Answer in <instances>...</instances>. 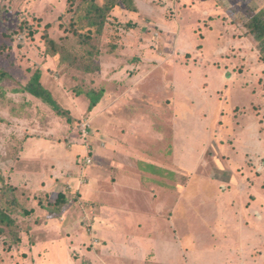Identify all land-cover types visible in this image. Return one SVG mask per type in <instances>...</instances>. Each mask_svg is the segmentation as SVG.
Returning <instances> with one entry per match:
<instances>
[{
    "label": "rangeland",
    "instance_id": "obj_1",
    "mask_svg": "<svg viewBox=\"0 0 264 264\" xmlns=\"http://www.w3.org/2000/svg\"><path fill=\"white\" fill-rule=\"evenodd\" d=\"M11 1L0 15V69L10 74L4 87L20 101L17 88L35 71L44 72L54 81L46 80L53 98L68 113L57 115L48 104L43 112L39 105L33 127L10 117L0 123V137L8 124L45 134L49 160L58 155L65 162L63 180L50 187L58 195L66 186L77 230L90 235L97 229L100 206L121 208L112 253L97 260L92 254L98 245L86 239L83 264H264V62L248 36L227 46L245 31L243 18L264 9V0H216L219 6L211 0H136L137 10L126 15L119 1L114 9L124 13L111 21L113 34L94 33L91 44L68 30L69 14L55 21L67 0ZM3 26H13L9 36ZM219 33L233 41L227 48L216 41ZM46 36L60 42V65ZM244 73L241 84H252L251 93L229 80ZM91 89L103 95L88 111ZM88 144L95 152L91 163L84 162ZM20 162H0V172L17 182L8 169L29 167ZM59 166L45 161L57 175ZM260 203L259 212L251 211ZM130 213L139 219L126 224ZM124 234L132 242L117 236ZM9 243L0 238V264H72L66 258L75 252L72 246L61 255L48 252L44 237L37 249L14 259Z\"/></svg>",
    "mask_w": 264,
    "mask_h": 264
},
{
    "label": "trees",
    "instance_id": "obj_2",
    "mask_svg": "<svg viewBox=\"0 0 264 264\" xmlns=\"http://www.w3.org/2000/svg\"><path fill=\"white\" fill-rule=\"evenodd\" d=\"M23 1L24 0L20 1L18 4L21 5ZM119 1H121L127 9H124L125 15L128 12H134L137 10L136 0H105L102 2L99 0H67L65 12L60 14L55 21L60 22V19L64 18L65 14H69L68 22L70 25L68 26V30H71L73 34L76 33L82 44H91L92 35L94 33L102 35V37L107 33L113 34L114 29L111 21L115 20L117 15H122L124 13V11L121 13V9H118V7L114 9ZM11 2V0L8 2H5L4 0L0 1V15L9 11L8 7ZM236 16H238V14H236ZM126 18L129 20L128 22L134 21L131 20V17L125 16L124 19ZM124 19L120 21L124 22ZM241 23L245 28L244 34L254 40L259 52V57L264 61V9L251 11V15L244 17ZM46 25L48 24L45 23L44 26ZM29 26L32 27L31 25ZM11 27L6 26L4 28L3 26L4 29L7 28L5 32L2 33L3 36H9L7 34L10 33L9 30ZM83 30H85L86 33L82 32ZM82 33L84 34L81 35ZM106 40L110 41V38ZM117 40L118 39L110 42L111 52L118 47L116 46ZM46 43H49L53 47L54 54L60 55L61 59L59 65L64 62V56H62L59 50L60 42L46 36L45 44ZM11 49L12 48L9 45V47L5 48L3 53L5 51L6 53H9ZM75 67L80 68L85 72H91L90 66L87 65H76ZM42 74L43 79L41 76ZM7 79H10V74L0 69V94H3L5 90L3 82ZM47 79L49 78H47L46 75L44 76V73H41V71H35L34 74L28 78L27 83L17 89L31 94L35 98L40 99L44 104H48L57 115H67L68 111L63 109L53 98L52 85H48L51 81H54L49 79V83L46 84ZM76 94L81 95L82 93L77 91ZM86 94L90 100L88 105V111H90L98 103L103 95V91L100 92L91 89L88 90ZM255 113V116H259L260 119H262L263 114L261 111ZM231 121H233L235 125L236 123L238 125L239 121L236 118H233ZM4 146L8 157L12 156L15 158L16 156L13 155L12 151L14 148H17V145H10L9 139H7V144ZM6 156L7 155L2 156V158L6 159ZM0 187V238L4 237V239L8 238L10 240L9 245L12 246L11 254H14L13 257L16 259L19 256V252L26 254L25 250L33 249V246H36L41 242L44 237L46 238L43 222H45V219L47 218L60 217L66 206H69L70 199L67 196L68 192H66V190L64 191V189L63 191L57 192L58 195L50 192L36 193L32 196L25 195L22 191H19L18 187L3 173H0Z\"/></svg>",
    "mask_w": 264,
    "mask_h": 264
},
{
    "label": "crops",
    "instance_id": "obj_3",
    "mask_svg": "<svg viewBox=\"0 0 264 264\" xmlns=\"http://www.w3.org/2000/svg\"><path fill=\"white\" fill-rule=\"evenodd\" d=\"M215 2L216 0H211V2ZM235 3H240L246 0H233ZM256 1V0H254ZM222 2V1H221ZM216 3V2H215ZM218 5V3H216ZM223 5V4H222ZM219 6V5H218ZM224 6V5H223ZM207 13V17L211 16L213 17V14H211V11H204ZM228 21H231L228 20ZM234 22V21H233ZM231 23L233 25L234 23ZM244 28V27H243ZM245 30V28H244ZM245 31L242 34V36H235L233 41L235 43H231L227 45L228 47L232 48L235 45H240L244 41V37H247L245 34ZM234 36V35H233ZM216 41L219 42L223 47L226 46L227 43L233 42L229 41V39L226 38V36L222 33H219L216 35ZM227 46L225 48H227ZM239 49V48H238ZM231 61H233V58H229ZM264 62V61H263ZM41 67L43 69V64H41ZM246 72V71H245ZM44 73V72H43ZM244 74L236 75V77L229 78L230 82H232L233 88L241 89L242 91H247L251 93L253 91L252 87L253 85L243 86L241 83L243 80H241L240 76H244ZM236 79H239L238 81H234ZM241 80V81H240ZM13 92H15L13 90ZM20 93L21 100L15 101L17 98L12 96V91H9L5 88L3 94H0V123L5 122L6 124L10 122V117H15L14 119H22L21 121H24L27 125H30L33 127L35 123V115H38V109L37 107L40 105L42 111L44 112L46 104H44L40 99L35 98L31 94L24 92V91H16ZM255 98V94H252ZM218 97V96H217ZM215 96V99H217ZM25 98V100H22ZM34 100L36 102H34ZM36 107V108H35ZM35 110V111H34ZM3 111L7 112V115L4 116L2 114ZM48 112H51L49 110ZM52 113V112H51ZM54 116V115H52ZM13 119V120H14ZM12 120V121H13ZM9 128H5L3 132H1L0 137V162L9 161H21L20 164H27L29 166L28 168H20L15 169L13 165L10 166L8 170H10V173L13 174L14 178L17 182H14L13 177L9 178L10 181L18 187L19 191H22L25 195H33L36 193H42V192H50L53 193L54 187H50L51 184L56 183L58 181L63 180V168L65 167V162L62 158H60L58 155L55 158H51L49 160V154L45 152V134H38V133H29L26 131V126L23 127H16L11 126ZM39 126H44L43 121L41 123H38ZM84 126H86L88 131V127H90V123H84ZM83 126V127H84ZM85 128V127H84ZM84 131V132H86ZM27 135V136H26ZM85 136L86 134L83 133ZM7 139H9L10 145H17V148L12 151L13 155L16 157L9 156L6 152V149L4 148L5 144H7ZM92 152V153H91ZM93 150L90 148V145H86V153L84 155V162L85 157H94ZM11 154V153H9ZM6 156L5 158H2V156ZM60 158V159H59ZM45 161L52 162L55 164L58 163L60 165L57 167V169H60L59 174L57 175L56 168H54L52 171H50L49 167H45ZM1 164V163H0ZM1 173V172H0ZM53 173V174H52ZM6 175V172L3 173ZM66 186L64 185L60 191H65ZM22 189V190H21ZM24 189V190H23ZM261 206H256L255 204H252V210L254 212V209H261ZM250 206V209H251ZM264 206V205H263ZM260 207V208H259ZM108 208H111L108 211ZM104 208L100 206L101 215L99 218H94V227L96 225L98 226L97 229L95 228L94 231H92L90 235L88 233L77 230L78 225L80 226L79 222H75L73 218V212L74 210H70L69 206H66L64 209V212L60 217H53V218H47L45 219V222H43V228L45 230V250L48 252H56L58 254L67 253L69 246H72V249H75L72 253V256H69L66 258L69 260L72 264H83L82 260H86V256L88 255V252L86 250V247L83 246V242L89 243L90 241L93 244L98 245L97 249L99 252H95L92 254L93 256L97 257V260L99 259L102 254H107L108 256L112 253L113 250V243H116V240L118 238L115 237L117 228H118V222L119 221V215H122L121 208L118 207V209H115L114 207H108ZM242 208V206L240 207ZM68 215V217H66ZM257 215V213H256ZM87 216V215H86ZM124 216V215H123ZM260 216V213H259ZM66 217V219H65ZM261 217V216H260ZM125 220H123L126 224H128V220L130 218H133L135 220H138L139 218L134 216V213H130L129 215H126L124 217ZM262 218V217H261ZM261 218L257 219L261 221ZM139 224V223H138ZM79 232V233H78ZM119 237H125L126 234L117 235ZM115 240V241H114ZM124 243L132 242L129 241L128 236L122 241ZM120 242V243H122ZM127 245V244H126ZM125 246V245H124ZM127 247V246H126ZM38 245L33 246V249H37ZM88 263H91L88 261ZM46 264V262H45ZM48 264V263H47Z\"/></svg>",
    "mask_w": 264,
    "mask_h": 264
},
{
    "label": "built area",
    "instance_id": "obj_4",
    "mask_svg": "<svg viewBox=\"0 0 264 264\" xmlns=\"http://www.w3.org/2000/svg\"><path fill=\"white\" fill-rule=\"evenodd\" d=\"M85 128L83 129V132L87 130L86 126H84ZM85 161L86 163H91L92 159L91 157H85Z\"/></svg>",
    "mask_w": 264,
    "mask_h": 264
}]
</instances>
